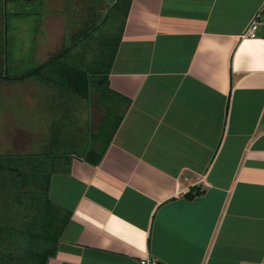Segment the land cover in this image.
Wrapping results in <instances>:
<instances>
[{
    "label": "crops",
    "instance_id": "crops-1",
    "mask_svg": "<svg viewBox=\"0 0 264 264\" xmlns=\"http://www.w3.org/2000/svg\"><path fill=\"white\" fill-rule=\"evenodd\" d=\"M57 1L0 0L17 78L0 80V155L83 130L91 102L62 85L103 79L115 46L108 87L131 104L98 166L51 177L70 219L47 264H264V33L242 38L264 0H132L120 38L118 0Z\"/></svg>",
    "mask_w": 264,
    "mask_h": 264
},
{
    "label": "trees",
    "instance_id": "trees-1",
    "mask_svg": "<svg viewBox=\"0 0 264 264\" xmlns=\"http://www.w3.org/2000/svg\"><path fill=\"white\" fill-rule=\"evenodd\" d=\"M131 1L118 0L113 6L117 12L115 23L118 25L119 38L122 35ZM107 20H110V14L104 22ZM98 29L96 26L91 28L92 32ZM4 49L3 25L0 20V55L3 54ZM116 49V46L112 49L110 64H106L103 79L93 80L86 78L84 73H79L81 78L74 77L73 74L72 79L64 81L62 85L68 90L67 92L83 99L90 100L92 93L96 96V104L105 110L103 121L96 131L90 132L86 128L80 131H83L82 134L72 132L70 136L65 133L62 136L61 130H55L51 142L40 154L0 156V208L13 206L16 212L17 209L28 211L23 218L15 216L18 221L12 224L13 219L7 213L0 218V264H47L49 258L55 255L70 214L50 200L51 177L55 174H69L73 160H80L93 167L98 166L131 104L128 99L110 91L108 87L107 76ZM57 59L54 57L41 67L30 70L19 78L39 76L40 69L49 66ZM0 80L12 82L17 81V78L10 77L9 74L5 75L1 70ZM51 82L57 84V81ZM111 96H116L119 101L124 102L125 109L122 112L115 108L108 109V100ZM202 194L201 188H194L185 195V198L192 200ZM54 209L59 212L58 232H52L50 229Z\"/></svg>",
    "mask_w": 264,
    "mask_h": 264
},
{
    "label": "rangeland",
    "instance_id": "rangeland-1",
    "mask_svg": "<svg viewBox=\"0 0 264 264\" xmlns=\"http://www.w3.org/2000/svg\"><path fill=\"white\" fill-rule=\"evenodd\" d=\"M70 0H62V1H59V4L58 1H57V5L56 7L61 9L62 10V13H64V10L66 12V8L68 5H70L69 3H71V1L69 2ZM87 2V4H92V5H95V0H80V2ZM83 10H87V11H90L91 9L89 8V10L86 8H84ZM93 11V10H92ZM111 18L110 20L107 22V24L109 22H111ZM95 33H97V36H101L103 35L105 32H102L101 30H96ZM15 86L13 85H6V84H2L0 83V89H3L4 91H0V95H1V98L2 100L5 101H8L9 102V97H11V91H9V89H13ZM94 91V90H92ZM14 92V91H12ZM7 98V100H5ZM96 96L92 93V96H91V99H90V102H91V108L89 109V122L87 123L86 126L83 127V130H85L86 128L89 129V131L91 132H94L97 130V128L99 127V125L101 124V122L103 121V118H104V115H105V110L100 108L97 104H96ZM109 101V107L108 109H118L119 112H122L124 109H125V104L124 102H121L118 100V98L116 96H111V99L108 100ZM107 109V108H106ZM118 115V114H117ZM116 115V116H117ZM79 119V118H78ZM84 123H86L84 121ZM90 127V128H89ZM6 127L4 128V131H6ZM81 134L83 133L80 132ZM1 139H4V138H1L0 137V141H2ZM7 149L8 145H6L5 143H0V154H11L13 153V151L11 152H8L7 150H5V148ZM0 156H4V155H0ZM18 211L16 212L15 208L13 206H10L9 208H6L5 206H1L0 208V218L3 217V215L5 213H7L8 216H10L13 220H11V224L15 221H18V219H16L15 216H18L20 218H23V216L26 215V213H28V211H23L21 209H17ZM20 214V215H19ZM59 215V212L57 210H53L52 211V217H51V220H50V229L52 232H58L59 230V225H58V222H57V217ZM6 219H9L8 217H6Z\"/></svg>",
    "mask_w": 264,
    "mask_h": 264
},
{
    "label": "built area",
    "instance_id": "built-area-1",
    "mask_svg": "<svg viewBox=\"0 0 264 264\" xmlns=\"http://www.w3.org/2000/svg\"><path fill=\"white\" fill-rule=\"evenodd\" d=\"M259 28H261L264 33V6L249 22L242 34V38H255ZM139 264H157V262L155 259L145 258L141 259Z\"/></svg>",
    "mask_w": 264,
    "mask_h": 264
}]
</instances>
